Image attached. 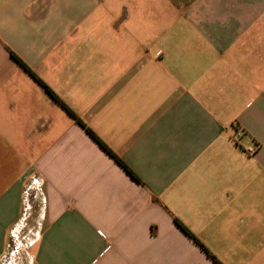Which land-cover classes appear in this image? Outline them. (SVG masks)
<instances>
[{"label": "crops", "instance_id": "0c3cea01", "mask_svg": "<svg viewBox=\"0 0 264 264\" xmlns=\"http://www.w3.org/2000/svg\"><path fill=\"white\" fill-rule=\"evenodd\" d=\"M29 187L36 264H264V0H0V260Z\"/></svg>", "mask_w": 264, "mask_h": 264}, {"label": "rangeland", "instance_id": "374dc122", "mask_svg": "<svg viewBox=\"0 0 264 264\" xmlns=\"http://www.w3.org/2000/svg\"><path fill=\"white\" fill-rule=\"evenodd\" d=\"M49 223L38 191L27 188L22 218L11 236L0 264H36L39 239Z\"/></svg>", "mask_w": 264, "mask_h": 264}, {"label": "trees", "instance_id": "16d2710c", "mask_svg": "<svg viewBox=\"0 0 264 264\" xmlns=\"http://www.w3.org/2000/svg\"><path fill=\"white\" fill-rule=\"evenodd\" d=\"M11 55L13 56V58L25 69L27 70L29 73H31L35 79L41 84L43 85L49 92L50 94L53 96L54 99H56L58 102L61 103V105L67 110V112L70 114V116L72 118H74L75 120H77V122H79L83 127H85V125L83 124V122L77 117V115H75V113L73 111H71L46 85L45 83L39 79L24 63L23 61H21L14 53H11ZM86 128V127H85ZM88 133L94 137L97 142L101 145V147L108 152L113 158L116 159V161L132 176L133 173L129 170V168L107 147V145H105L103 142H101L99 140V138L90 130L87 129ZM135 177V176H134ZM177 226L190 238L192 239L207 255L208 257H210L216 264H221L213 255H211L209 253V251L202 245V243L196 238V236L189 231L179 220H175Z\"/></svg>", "mask_w": 264, "mask_h": 264}, {"label": "built area", "instance_id": "2783aa9c", "mask_svg": "<svg viewBox=\"0 0 264 264\" xmlns=\"http://www.w3.org/2000/svg\"><path fill=\"white\" fill-rule=\"evenodd\" d=\"M254 152H255V149L253 147L248 149L249 154H253Z\"/></svg>", "mask_w": 264, "mask_h": 264}]
</instances>
